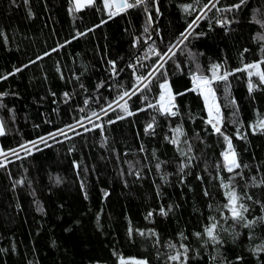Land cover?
<instances>
[{
	"label": "trees",
	"instance_id": "16d2710c",
	"mask_svg": "<svg viewBox=\"0 0 264 264\" xmlns=\"http://www.w3.org/2000/svg\"><path fill=\"white\" fill-rule=\"evenodd\" d=\"M239 2L0 0V264H264V84L236 71L264 60V0ZM216 64L220 133L192 90Z\"/></svg>",
	"mask_w": 264,
	"mask_h": 264
},
{
	"label": "snow or ice",
	"instance_id": "6c2138e0",
	"mask_svg": "<svg viewBox=\"0 0 264 264\" xmlns=\"http://www.w3.org/2000/svg\"><path fill=\"white\" fill-rule=\"evenodd\" d=\"M75 2H76L77 10H79V8L82 6L81 0H75ZM84 2L87 3L88 5H91L93 3V0H84ZM104 2H105L106 7H109V8L118 7V9L122 11L126 8H132V7L138 6L140 3H143V0H136L135 3H129L128 0H123V2H121L118 5L110 3V0H104ZM209 2L212 4V7H215L217 0H209ZM245 2H246V0H240V2L238 4L233 5L232 8L239 9L241 7V5H243ZM191 7H192L191 5H185L184 10L188 11V9ZM205 7H207V5H205ZM232 8L225 9V11H231ZM197 19H200V17H198ZM193 23H195V21ZM222 23H229V21H223ZM191 27H192V25H189V28H191ZM145 31H147V29H145ZM188 35H191V32H189ZM188 35H185L184 33L181 34L183 39H187ZM181 42H183V41H181ZM171 51H172V49L170 48L169 52H171ZM261 51L264 52V48H262ZM164 55H166V54H164ZM161 59H163V56H161ZM261 64H264V60L257 62V63L246 64L243 69H237L236 71H246L248 73L249 77L256 76V77H258L259 82L261 84H264V71L261 70ZM160 67H163V64H161ZM220 67L221 66L218 64L212 66L211 77L205 76V75H195V74L192 77L193 84H194V88L192 90H198L200 92V94L204 97L205 104L208 107V112H209V120L207 122L209 124H212L213 128L215 129V131L217 133H220V128L217 126L219 123V120L217 119L218 114H219V109L216 107V105L213 102L215 93H214L212 85L216 81H227L228 77L230 75H232V73H230L228 71H224L221 74L220 73ZM156 70L158 71V69H156ZM150 75H151V73H150ZM144 79H147V78L146 77H137L138 82L141 80H144ZM248 87H249L250 92L254 88V85L251 82V80L249 82ZM160 88H161V93H160V97H159V101H158L159 109L162 112L168 113L170 111L169 106L172 104V100L174 99V97L172 96L171 90L168 87L167 82L160 84ZM133 94H135V93H133ZM124 95L127 96L128 93L125 92ZM121 99H123V97H121ZM86 103H87V101H86ZM153 106L154 105H149V107H153ZM109 107H111V105H109ZM172 114H174V113H172ZM93 115H95V113H93ZM128 115H132V113L129 112ZM214 121H215V123H214ZM148 127L150 128L151 125H149ZM260 129L262 131H264V121H262L260 123ZM60 132H61V134H63V130H60ZM3 134H4L3 127L0 126V135H3ZM50 135H52L53 137L55 136V134H50ZM224 139L226 141H228V149H227V151H225L223 153L225 167L227 168L228 171L231 172L235 168H240L241 165L237 162V155L232 149L231 141H229V138L227 136H225ZM41 140L43 141V138H41ZM34 143L35 142H33V144ZM0 155H3V153L0 152ZM2 166L3 165H0V167H2ZM226 195L228 197V204H226L225 207H228L229 210L231 211L232 219L237 221L238 223L240 221L245 220L243 212L247 211V209L244 208L243 205L237 204L240 197L233 190H229L226 193ZM149 215H151V214H149ZM260 219H264V217H262ZM253 223H255V221H247L244 224V226L245 227H251ZM215 228H216V225L213 224L211 227L206 228V230H205L207 236L212 240L213 243L218 242L216 239V236L214 235ZM197 235L199 236L200 234L197 233ZM170 247H175V246L170 245ZM187 251L188 250L185 248V254L187 253ZM180 255L181 254L170 256V259L174 260V261L178 260ZM121 264H126V262L122 259ZM132 264H146V262L145 261H133Z\"/></svg>",
	"mask_w": 264,
	"mask_h": 264
},
{
	"label": "rangeland",
	"instance_id": "374dc122",
	"mask_svg": "<svg viewBox=\"0 0 264 264\" xmlns=\"http://www.w3.org/2000/svg\"><path fill=\"white\" fill-rule=\"evenodd\" d=\"M72 3H73V8L76 10L77 8H76V2H75V0H72ZM110 3H111V1H110ZM81 4H82V6L80 7V8H82L84 5H88L87 3H85L84 2V0H81ZM79 8V9H80ZM150 54V53H149ZM160 64V63H159ZM158 64V65H159ZM157 65V66H158ZM156 66V67H157ZM195 70H196V73H198L197 75H205V76H209V77H211V75H212V72H211V70L209 71V73H205L204 72V70L203 69H201V67L200 66H198V65H196L195 66ZM152 72H154V70L152 71ZM151 72V73H152ZM149 76H150V74L146 77L147 79L149 78ZM135 80L134 81H136V86H135V88L137 89V88H140L143 84H144V82L147 80V79H144V80H142V81H137V77H135L134 78ZM220 81H216V82H214L213 83V85H212V87H213V90H214V93H215V95H214V99H213V102H214V104L216 105V107L219 109V114H218V117H217V119L219 120V123H218V127H220V124H221V111H220V107H219V103H218V100H217V94H216V92H215V88H214V85L215 84H217V83H219ZM163 83H165V82H163ZM192 86H193V88H194V84H193V79H192ZM199 94H200V92L198 91V90H196ZM160 93H161V88H160ZM200 97H201V99H202V102H203V104H204V107H205V109H206V115H207V120H209V112H208V107L206 106V104H205V100H204V97L200 94ZM158 101H159V98H158ZM172 103H173V100H172ZM157 104H158V102H157ZM158 106H159V104H158ZM215 114V113H214ZM214 123H215V121H214ZM210 126L213 128V126H212V124H210ZM214 129V128H213ZM215 130V129H214ZM222 159H223V163H224V165H225V162H224V157H222ZM226 168V167H225ZM227 169V168H226ZM234 170V169H233Z\"/></svg>",
	"mask_w": 264,
	"mask_h": 264
},
{
	"label": "water",
	"instance_id": "95a60500",
	"mask_svg": "<svg viewBox=\"0 0 264 264\" xmlns=\"http://www.w3.org/2000/svg\"><path fill=\"white\" fill-rule=\"evenodd\" d=\"M156 1V0H155ZM121 2H123V0H111V3L115 4V5H118L120 4ZM115 10H119L118 7H113Z\"/></svg>",
	"mask_w": 264,
	"mask_h": 264
},
{
	"label": "built area",
	"instance_id": "2783aa9c",
	"mask_svg": "<svg viewBox=\"0 0 264 264\" xmlns=\"http://www.w3.org/2000/svg\"><path fill=\"white\" fill-rule=\"evenodd\" d=\"M111 1V0H110ZM219 21V20H218Z\"/></svg>",
	"mask_w": 264,
	"mask_h": 264
}]
</instances>
